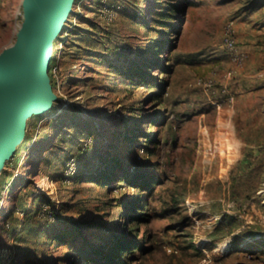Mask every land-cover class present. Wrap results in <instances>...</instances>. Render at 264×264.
<instances>
[{"label": "rangeland", "instance_id": "obj_1", "mask_svg": "<svg viewBox=\"0 0 264 264\" xmlns=\"http://www.w3.org/2000/svg\"><path fill=\"white\" fill-rule=\"evenodd\" d=\"M26 2L0 0V55ZM52 46L55 98L0 164V264H88L141 197L129 264H264V0H73ZM100 157L119 181H84Z\"/></svg>", "mask_w": 264, "mask_h": 264}, {"label": "water", "instance_id": "obj_2", "mask_svg": "<svg viewBox=\"0 0 264 264\" xmlns=\"http://www.w3.org/2000/svg\"><path fill=\"white\" fill-rule=\"evenodd\" d=\"M73 0H27L14 47L0 55V164L23 137L27 118L55 96L49 84L52 42Z\"/></svg>", "mask_w": 264, "mask_h": 264}, {"label": "trees", "instance_id": "obj_3", "mask_svg": "<svg viewBox=\"0 0 264 264\" xmlns=\"http://www.w3.org/2000/svg\"><path fill=\"white\" fill-rule=\"evenodd\" d=\"M177 13L181 12V6L177 4H171ZM166 14H162L165 16ZM171 27V25H170ZM162 45H157L156 50H160ZM53 62V61H52ZM51 65V64H50ZM48 75L51 76L50 70H48ZM75 159V158H74ZM100 165H106L107 168L100 171L98 174H83L82 178L86 182H99L103 187L108 181H119V171L122 170V162L118 160H113L114 162H109L110 160L100 157ZM97 168V167H96ZM94 168L91 169V171ZM98 169V168H97ZM76 177H79L77 174ZM134 183V182H133ZM156 181L149 177L144 179L140 184L136 185L139 190L145 191L147 194L151 193L154 189ZM145 199L143 197L136 198L130 202V208L126 214L125 224L122 229H117L118 234L112 236L110 240L106 242L104 246L95 247L92 252L83 256L82 261H86L88 264H129L131 261L132 253L135 250L147 251L149 247L141 246L143 240L137 239L136 228L141 221L146 220L147 213H145ZM70 230V228L68 229ZM65 229L62 234H56L55 240L62 241L64 244L68 243L69 231ZM146 237L148 233L146 232ZM195 249L193 245L189 246ZM238 245H231V250L237 248ZM196 250V249H195Z\"/></svg>", "mask_w": 264, "mask_h": 264}, {"label": "built area", "instance_id": "obj_4", "mask_svg": "<svg viewBox=\"0 0 264 264\" xmlns=\"http://www.w3.org/2000/svg\"><path fill=\"white\" fill-rule=\"evenodd\" d=\"M228 34H230V32H229ZM229 43H230V45L228 46L229 51H230V52H232V51H236V48H235V46H234V42H233V40L229 39ZM50 64H51V62H50ZM50 64H49V67H50ZM211 85H212V82L209 81V86H211Z\"/></svg>", "mask_w": 264, "mask_h": 264}, {"label": "bare ground", "instance_id": "obj_5", "mask_svg": "<svg viewBox=\"0 0 264 264\" xmlns=\"http://www.w3.org/2000/svg\"><path fill=\"white\" fill-rule=\"evenodd\" d=\"M52 45H53V42H52ZM53 47V46H52Z\"/></svg>", "mask_w": 264, "mask_h": 264}]
</instances>
